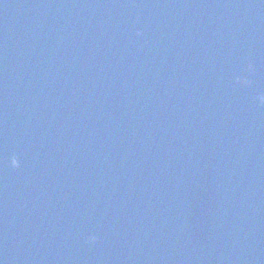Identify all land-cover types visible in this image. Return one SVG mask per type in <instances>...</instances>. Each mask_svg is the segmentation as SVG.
<instances>
[{
  "label": "water",
  "instance_id": "95a60500",
  "mask_svg": "<svg viewBox=\"0 0 264 264\" xmlns=\"http://www.w3.org/2000/svg\"><path fill=\"white\" fill-rule=\"evenodd\" d=\"M0 264H264V0H0Z\"/></svg>",
  "mask_w": 264,
  "mask_h": 264
}]
</instances>
